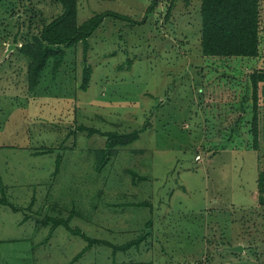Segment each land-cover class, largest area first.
<instances>
[{
  "label": "rangeland",
  "instance_id": "rangeland-1",
  "mask_svg": "<svg viewBox=\"0 0 264 264\" xmlns=\"http://www.w3.org/2000/svg\"><path fill=\"white\" fill-rule=\"evenodd\" d=\"M153 1L77 0L79 23L105 10L143 22L106 17L85 53L82 43L67 48L57 74L50 62L28 92L18 47L61 6L0 0V198L21 208L33 201L40 217L72 213V227L116 245L143 235L124 250L95 243L73 262L86 245L81 236L58 225L46 238L49 227L35 216L24 221L26 210L0 205V264H264V82L257 142L249 135V75L264 69V5L260 54L213 57L200 49V0H156L147 13ZM78 125L145 129L97 172L93 150L106 136ZM129 168L147 178L131 184Z\"/></svg>",
  "mask_w": 264,
  "mask_h": 264
},
{
  "label": "trees",
  "instance_id": "trees-1",
  "mask_svg": "<svg viewBox=\"0 0 264 264\" xmlns=\"http://www.w3.org/2000/svg\"><path fill=\"white\" fill-rule=\"evenodd\" d=\"M61 6V13L54 16L51 20L45 21L39 32L32 36L31 41H27L19 48L21 56L26 61V81L27 91L34 92L41 83L44 72L51 62L52 75H56L60 66L63 64L66 56V49L74 47L78 43H82L84 53L87 51L88 38L102 24L106 17H111L119 20L130 22L131 24H141L143 21L132 19L130 16L117 13L112 10L95 12L90 17L78 22L77 0H53ZM186 3L188 0H184ZM156 4L154 0L146 9V12H151ZM173 5V4H172ZM170 5L169 9L172 7ZM264 5V0H200V49L204 56L213 57H246L255 58L260 54V12L261 6ZM169 11L166 19L169 16ZM91 68L86 66L83 72L82 90H86L90 81ZM251 83V99L252 110L250 125V136L256 143L258 140V122L259 109L257 100V88L260 82H264V69H254L249 75ZM247 99V97L243 98ZM78 130H86L88 135L100 134L106 136L103 148H95L93 168L95 171H101L114 156L117 147H123L131 144L138 139L139 133L144 131L145 127L131 132H102L93 127L78 125ZM248 132V133H249ZM68 135V134H67ZM66 135V136H67ZM43 153L51 152L44 150ZM40 152V153H42ZM62 155L55 158V163L58 165ZM130 174L131 184H136L146 176H138V173L132 169H127ZM55 174V173H54ZM99 189L98 197L103 194ZM257 199L258 203L264 206V172H259L257 176ZM33 201L26 207H19L7 201L5 195L0 198V205H8L13 211L26 210L23 220L35 216L37 219L36 226H48L49 235L58 226L62 225L74 235L81 236L86 245L81 251L76 253L72 261L77 260L88 247L95 243L104 244L114 251L128 249L132 246H138L143 240V235H139L126 243L116 245L105 239L91 237L77 227H72L70 222L73 214L68 216H53L51 214L45 217L31 214ZM127 204V203H126ZM130 205L139 206L146 205L145 202L131 201ZM73 209V208H72ZM29 212V213H28ZM72 214V215H71ZM76 215V214H75ZM149 224L150 220H149Z\"/></svg>",
  "mask_w": 264,
  "mask_h": 264
},
{
  "label": "water",
  "instance_id": "water-1",
  "mask_svg": "<svg viewBox=\"0 0 264 264\" xmlns=\"http://www.w3.org/2000/svg\"><path fill=\"white\" fill-rule=\"evenodd\" d=\"M15 46H16V45H14V44L9 45V46L7 47V53H8L9 51H11L12 49H14ZM7 53H6V54H7Z\"/></svg>",
  "mask_w": 264,
  "mask_h": 264
},
{
  "label": "crops",
  "instance_id": "crops-1",
  "mask_svg": "<svg viewBox=\"0 0 264 264\" xmlns=\"http://www.w3.org/2000/svg\"><path fill=\"white\" fill-rule=\"evenodd\" d=\"M27 219H28V218H27ZM27 219H26V220H27ZM24 221H25V220H24Z\"/></svg>",
  "mask_w": 264,
  "mask_h": 264
}]
</instances>
